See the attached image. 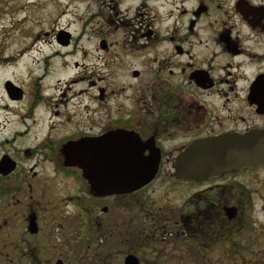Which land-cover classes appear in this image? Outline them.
Here are the masks:
<instances>
[{"label": "flooded vegetation", "instance_id": "1", "mask_svg": "<svg viewBox=\"0 0 264 264\" xmlns=\"http://www.w3.org/2000/svg\"><path fill=\"white\" fill-rule=\"evenodd\" d=\"M110 3L128 42H100L96 78L69 84L85 87L47 93L46 67L0 81V264H66L52 252L70 243L79 264H264V165L174 175L198 141L264 131V0ZM134 140L157 172L109 191L102 150L127 156ZM88 162L107 190L92 189Z\"/></svg>", "mask_w": 264, "mask_h": 264}, {"label": "rangeland", "instance_id": "2", "mask_svg": "<svg viewBox=\"0 0 264 264\" xmlns=\"http://www.w3.org/2000/svg\"><path fill=\"white\" fill-rule=\"evenodd\" d=\"M111 5L110 0H0V81L22 78L23 82H29L42 77L46 67L47 79L41 85L49 88L47 93L72 94L85 87L80 82L69 84L79 78H96L98 58H109L97 50L100 42L107 45L128 42L123 33L126 29L110 17ZM61 33L69 35L67 49L57 42ZM25 51L28 52L24 54ZM76 63L78 69L73 67ZM1 106L5 103L0 92ZM3 123L1 117L0 124ZM1 125L0 135H3L6 128ZM48 168L52 174V166ZM152 188L156 191L154 195L165 189L157 185ZM121 216L128 218L125 213ZM81 247L80 243L54 246L52 254H65L66 264H79L77 258L84 254Z\"/></svg>", "mask_w": 264, "mask_h": 264}, {"label": "water", "instance_id": "3", "mask_svg": "<svg viewBox=\"0 0 264 264\" xmlns=\"http://www.w3.org/2000/svg\"><path fill=\"white\" fill-rule=\"evenodd\" d=\"M57 42L68 45L69 35L59 34ZM102 151L100 170L105 175L102 182L105 180V185L112 183L109 191L125 193L139 190L149 184L157 172V165L141 156L143 147L135 140L127 156H121L115 149L105 152L103 148ZM261 165H264V131L244 135L225 134L189 146L177 158L174 175L181 180L198 183L226 171ZM85 168L92 189L107 190L100 186L95 165L88 162ZM130 261L128 258L126 264Z\"/></svg>", "mask_w": 264, "mask_h": 264}, {"label": "bare ground", "instance_id": "4", "mask_svg": "<svg viewBox=\"0 0 264 264\" xmlns=\"http://www.w3.org/2000/svg\"><path fill=\"white\" fill-rule=\"evenodd\" d=\"M27 52H28V51H25L24 54H26ZM24 54L22 53L21 55L24 56ZM4 109H7V107H5V106H4V107H2V106L0 107V111H3Z\"/></svg>", "mask_w": 264, "mask_h": 264}]
</instances>
